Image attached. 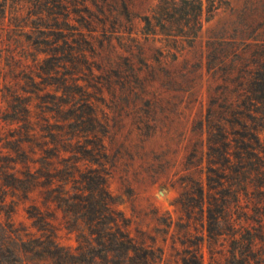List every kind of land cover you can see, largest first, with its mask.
<instances>
[{
    "label": "rangeland",
    "instance_id": "rangeland-1",
    "mask_svg": "<svg viewBox=\"0 0 264 264\" xmlns=\"http://www.w3.org/2000/svg\"><path fill=\"white\" fill-rule=\"evenodd\" d=\"M36 1H10L7 17L0 20V114L12 112L19 98L29 101L38 134L32 145L24 143L25 132L0 118V223L12 225L13 234L18 230V234L40 236L27 210L33 205L43 208L42 196L34 193L30 200H23L14 178L21 169L18 149L22 143L36 162L34 172L42 167L40 127L45 124L44 116H52L44 112L51 108L44 102L53 101V84L66 78L70 82L76 74L82 93L96 100V83L104 82L107 88L109 79L115 93L106 91L105 101L99 105L100 117L109 120L105 135L110 156L106 165L108 189L117 210L128 219L130 235L155 257L162 255L156 264H182L188 246L204 234V264H240L230 256L239 246L233 232L240 238L238 145L232 143L229 180H220L212 172L219 165L196 163L193 153L208 146V135L200 136L201 121L210 114L218 118L225 112L227 100L239 98L245 61L252 68L256 66L264 46V0H203V28L191 46L185 41L175 44L164 37L147 39L144 35V18L153 15L161 0H42L51 11L36 7ZM55 2L59 8L54 7ZM14 13L18 22L10 26ZM40 14L48 24L46 29L24 27L30 16L37 24ZM30 21L29 26L39 27ZM52 63L59 67L57 73L42 74L41 66L47 68ZM130 65L139 77H134ZM44 81L51 85H44ZM33 84L38 85L34 88ZM123 84L130 89H122ZM82 93L77 96L83 108L78 110L85 118L79 124L84 132L81 144L91 150L94 127L86 122L88 110L83 107ZM70 114L68 111L66 117ZM57 120L52 119L54 126L63 124ZM67 120L74 126V120ZM216 123L217 119L210 131ZM235 130L240 132V127ZM211 140L215 142V138ZM197 180L206 192V215L207 208L217 211L222 201L230 202L236 227L223 224V235L216 245L209 244L208 233L201 227L197 187L186 202L182 199L185 189ZM189 200L197 207L196 220L191 221L190 237H185L188 220L184 204ZM248 208L252 213L253 206ZM54 215L58 241L75 248L78 232L71 231L60 211L51 209L48 217ZM22 259L24 264H54L34 255H22Z\"/></svg>",
    "mask_w": 264,
    "mask_h": 264
},
{
    "label": "trees",
    "instance_id": "trees-1",
    "mask_svg": "<svg viewBox=\"0 0 264 264\" xmlns=\"http://www.w3.org/2000/svg\"><path fill=\"white\" fill-rule=\"evenodd\" d=\"M10 1L14 0H0V20L7 17ZM36 2V7H47L42 0ZM57 3L55 2L54 7L59 8ZM43 11H51V8L47 7ZM14 14L10 18V26H15L18 22V16ZM203 15V0H161L153 15L144 18V35L147 39L164 37L175 44L185 41L191 46L197 41L203 28ZM30 19L31 16L24 27L40 30L47 28L48 24L42 14L38 16L37 24L35 20ZM29 21L30 25L39 27L29 26ZM261 50L255 68L251 67L249 61H245L241 70L243 81L240 83L239 98L227 100L225 112L218 118H213L215 114L211 116L209 113L206 120L201 121L200 136L208 135V146L196 148L193 153L196 163L219 165L212 172L218 175L220 180H229L234 155L232 143L238 145L236 148L240 152L236 154V159L240 163V170L236 173L240 175V238L238 232L234 231L232 237L239 246L231 250L230 256L232 260H239L240 264H264V46ZM33 61L37 62L36 59ZM130 67L134 77H139L133 65ZM58 68L56 63H52L47 68L42 65L40 71L45 76H52L57 73ZM44 82V85H51L48 81ZM36 85L38 84H33V87ZM53 85L56 87L53 101L44 102L51 105V108L44 112L52 116L42 118L45 124L40 129L44 141L39 147L44 156L41 160L42 167L36 172L32 167L36 162L24 144L32 145L38 135L35 132L30 102L19 98L12 112L5 116L0 114L1 119L20 127L27 137L18 149L21 158L18 165L21 169L14 178L15 189L21 193L23 200H30L34 193H39L43 199V208L33 205L27 210L39 237L30 233L18 234V230L13 234L12 225L6 227L0 223V264H24L22 255L45 258L54 264H156L157 260H162V255L155 257L152 250L130 235L128 219L117 210L108 189L110 173L107 172L106 165L110 156L105 144V135L108 133L109 120L106 116L100 117L99 105L105 101V92L115 93L116 88L109 79L107 88L104 82L96 83L94 88L99 98L93 100L89 94L80 90L76 74H72L70 82L67 78L60 79ZM122 89L130 88L123 84ZM79 93L85 97L83 107L88 110L86 122L94 127L91 150L82 148L81 144L84 132L79 130V124L84 123L85 118L83 112L78 110V107L83 109L81 103L77 102ZM68 111L71 113L70 118L66 117ZM52 119H58L57 123L63 124L54 126ZM60 119L62 122H59ZM67 119L74 120V126H69ZM216 119V126L210 131ZM237 127H240V132H236ZM212 138H215V142ZM204 142L202 141V144ZM217 143L220 144L218 147ZM194 187H197L199 196L196 204L201 212V227L208 233L209 244L216 245L223 235L220 229L223 224L227 223L231 229L236 227L230 214V202L222 201L217 211L207 208L206 215V192L199 180L193 181L192 185L185 189L182 199L186 202ZM186 205L188 228L185 229V237H190L189 227L191 221L196 220L194 217L197 207H192L190 200L184 204ZM249 206L254 208L252 213L249 212ZM51 209L60 211L66 223L71 226V231L78 232L75 248L62 245L58 241L54 231L55 215L48 217ZM206 223L209 224L208 228ZM80 228L88 233L80 231ZM205 240L204 234L201 240L188 246L187 255L182 257V264H204Z\"/></svg>",
    "mask_w": 264,
    "mask_h": 264
}]
</instances>
